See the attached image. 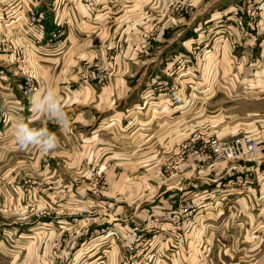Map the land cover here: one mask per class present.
<instances>
[{
  "label": "rangeland",
  "instance_id": "obj_1",
  "mask_svg": "<svg viewBox=\"0 0 264 264\" xmlns=\"http://www.w3.org/2000/svg\"><path fill=\"white\" fill-rule=\"evenodd\" d=\"M0 66L2 121L59 138L0 157V264L264 260L198 218L218 209L198 172L264 150V0H0ZM49 89L64 127L32 107ZM236 139L257 149L211 143Z\"/></svg>",
  "mask_w": 264,
  "mask_h": 264
},
{
  "label": "crops",
  "instance_id": "obj_2",
  "mask_svg": "<svg viewBox=\"0 0 264 264\" xmlns=\"http://www.w3.org/2000/svg\"><path fill=\"white\" fill-rule=\"evenodd\" d=\"M204 12L198 15L200 16ZM211 14L213 13L209 10V15L211 16ZM180 42H186V40ZM175 43L177 42L173 44ZM0 72L1 74L2 72L5 73L6 69H1L0 66ZM86 90V88L81 89V92ZM114 113H107V115ZM17 120L7 119L2 121L0 118L1 159L6 158L9 152L13 150H22L30 158L34 157L38 152L37 148L21 149L16 143L14 139V124ZM24 121L29 123V126L36 128L40 124L39 120L36 121L31 118H25ZM97 126L107 129L106 132L111 131L113 133L115 130V117L99 120ZM231 160H233L231 164L222 167L209 166L198 172L201 175L202 173L207 174V184H203L199 188L207 195L208 202L205 201L203 206L209 205L214 197L215 206L218 207L215 215L212 214L210 209L203 210L206 214H199V221L201 218L207 220L208 228L206 230L208 237H212V231H215L217 233L214 236L217 238L223 236L233 237L235 235H238L239 238H256V252L259 250L264 255V150L247 152ZM221 184L224 187H220ZM194 185L197 186L196 183ZM198 186L200 185L198 184ZM3 187L5 186L1 184L0 189ZM213 219L214 225H212ZM220 231L224 233H219ZM259 264H264V260Z\"/></svg>",
  "mask_w": 264,
  "mask_h": 264
},
{
  "label": "clouds",
  "instance_id": "obj_3",
  "mask_svg": "<svg viewBox=\"0 0 264 264\" xmlns=\"http://www.w3.org/2000/svg\"><path fill=\"white\" fill-rule=\"evenodd\" d=\"M40 96L37 94L33 97L32 107L35 111L41 115L46 113L49 120L56 121L61 127L66 125L68 116L55 90H47L43 99ZM14 139L21 149L37 148L45 153L55 150L59 144L56 133L50 132L47 127H31L23 117L18 118L14 124Z\"/></svg>",
  "mask_w": 264,
  "mask_h": 264
},
{
  "label": "built area",
  "instance_id": "obj_4",
  "mask_svg": "<svg viewBox=\"0 0 264 264\" xmlns=\"http://www.w3.org/2000/svg\"><path fill=\"white\" fill-rule=\"evenodd\" d=\"M212 146L218 152H223L227 157H235L240 154L241 151L245 150H255L257 149V143L246 139L240 140L236 139L229 145H219L216 140L211 141Z\"/></svg>",
  "mask_w": 264,
  "mask_h": 264
}]
</instances>
